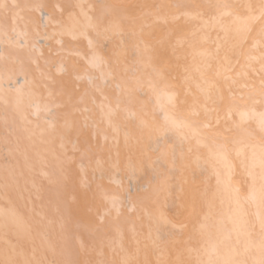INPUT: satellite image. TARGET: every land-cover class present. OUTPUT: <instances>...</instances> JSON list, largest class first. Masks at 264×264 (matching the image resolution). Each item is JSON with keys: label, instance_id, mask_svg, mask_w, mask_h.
Wrapping results in <instances>:
<instances>
[{"label": "snow or ice", "instance_id": "obj_1", "mask_svg": "<svg viewBox=\"0 0 264 264\" xmlns=\"http://www.w3.org/2000/svg\"><path fill=\"white\" fill-rule=\"evenodd\" d=\"M257 21L260 27L250 48L245 49V63L232 75L227 67L232 63L230 56L239 59L238 47ZM210 28L223 32L216 38L215 55L220 56L223 40L224 86L221 89L206 79L203 102L194 98L189 103L186 84L169 83L164 77L173 65L162 48L166 42L173 53L177 45L192 48V38ZM178 31L182 35L173 41ZM0 36L6 46L0 51L5 83L15 85L20 78V87L6 90L14 93L10 108L18 122L7 116L4 121L8 161L4 194L6 198L10 193L21 199L26 196L31 219L12 234L6 222L0 264H264V112L258 142L255 133L244 127L250 106H264V0L255 4L98 0L51 6L0 0ZM66 36L86 41L87 52L66 49ZM40 41L55 44V51L49 48L50 58L45 59ZM256 49L258 55H251ZM133 51L135 57L129 59ZM69 56L78 57L87 68L103 67L99 82H94L87 68L69 63ZM251 61L260 64L258 89L248 82L246 69ZM29 66L36 73L35 80ZM81 81H86L83 89ZM161 81L174 90L165 93L170 107L163 109L162 120L157 122L149 115L147 101H138V94L147 87L159 104L157 84ZM25 83L27 92L23 91ZM106 86L115 88V100L109 101L104 94ZM4 104L9 106L7 98ZM97 111L100 121L95 118ZM118 113H123L121 120L116 119ZM37 120L46 125L39 127L38 133L40 143L46 146L43 149H36L33 139ZM130 120L136 121L134 126ZM170 134L175 140L167 143ZM200 149H205L204 163L215 177L211 191L208 176L204 177V190L189 184L190 158L196 154L199 159ZM99 153L107 154V169ZM122 161L131 180L141 175L145 166L152 174V179L126 200L104 193L99 185L93 189L85 179L88 170L93 179L107 170L115 174ZM49 165L51 171L45 170ZM77 170L80 187L86 189L82 193L85 201L94 191L103 194L99 211L89 208L95 222H81L73 216ZM197 198L207 210L199 216L194 231L183 241L166 239L161 225L179 231L186 225L169 220L163 209L180 217ZM145 201L156 206L155 217L142 219L139 213L132 217ZM82 233L88 236V244L82 241ZM73 241L78 248L73 247ZM150 253L154 260L149 259Z\"/></svg>", "mask_w": 264, "mask_h": 264}, {"label": "bare ground", "instance_id": "obj_2", "mask_svg": "<svg viewBox=\"0 0 264 264\" xmlns=\"http://www.w3.org/2000/svg\"><path fill=\"white\" fill-rule=\"evenodd\" d=\"M20 3L29 2V3H43L51 6L52 4H61L66 5L69 3H96L98 0H19ZM114 3H131L136 2V0H111ZM151 2V0H150ZM156 2H168V0H156ZM174 2H185V0H174ZM186 2H191V0H186ZM199 3H226V4H244V3H257L258 0H196ZM51 11V7L48 9ZM243 14V13H242ZM227 19V18H225ZM183 23V21H181ZM191 26V25H189ZM260 27V22L257 21L250 25V32L248 35V39L239 45L238 51L240 53L239 59L235 55L230 56V60L232 63L227 65V67L231 68V74L234 75L237 71L240 70L241 64L245 63L244 54L245 49H249L252 43L253 36L257 33ZM182 35V32L178 31L174 34L172 40L174 41L176 36ZM218 36H223V32H219L218 29H208L202 32H198L193 40V47L189 48L187 44L177 45L175 48V53H173L172 49L168 47V43L166 42L162 48L163 54L169 58L170 63L173 65L170 69H166L164 72V77L168 80L169 83H180L183 81L186 84L189 95L185 97V99L191 103L192 100L198 99L203 102L204 100V92L202 91L206 87L205 80L211 79L215 81L221 89L224 86L223 74H224V60L223 50L226 48L224 41L221 40L220 44L222 46L220 56L215 55L216 48V38ZM64 47L73 52L86 53L87 52V42L84 40L72 41L69 37H64ZM131 43V41H129ZM39 45L41 47L42 52L44 53L45 59L50 58L49 56V48L53 51L56 50V46L52 41H40ZM6 46L3 43V37L0 36V51H4ZM105 53L107 52V46L103 50ZM211 53V55H209ZM259 49H256L251 52V55H258ZM178 55L180 59H175V56ZM135 57L134 51L131 52L129 59H133ZM53 60L59 61L58 57H51ZM69 63L76 62L79 69H85L87 66L80 61L76 56L68 57ZM154 64L158 65V61H154ZM251 67L246 69L248 74V82L252 83L258 89L259 82V61H251ZM40 67L44 70H49L45 65L41 64ZM30 74L33 79H36V73L29 66ZM252 69H256L254 73ZM51 71L55 72V65L51 66ZM88 74L94 77V82H99V76L101 72L105 71L103 67L97 68H87ZM220 73L218 76L217 73ZM173 77L175 79H173ZM17 84H12L11 82L5 83L4 80V62L0 61V251H2L4 245V235H5V224L7 222V231L9 234L14 233L18 228H23L31 223L29 207L27 203V197L21 199L15 193H10L8 197H5L3 182L5 176V164L8 162L5 156V146L3 144V135H4V121L6 116L12 117L17 120L18 117H15V114L11 112L10 105L14 98V93L7 92V89L20 87V78H17ZM80 87L83 89L86 86V81H81ZM110 83V82H109ZM29 88L28 84H23V91L27 92ZM157 89L160 92L159 96V104H157L156 97L152 94V92L145 87L138 94V101H147V108L150 117L154 118L157 122L162 120L164 115L163 109L169 108L167 102V96L165 93H170L174 89L170 87H165L163 81L157 84ZM43 90L41 89V94ZM104 94L108 97L109 101H113L116 98V91L114 87L106 86L104 89ZM8 100V107L4 104V99ZM98 103L99 101V97ZM258 99V97H257ZM123 106V105H122ZM136 106L134 105L133 108ZM250 118L245 123L244 127L249 131H253L255 133V139L257 142L260 140L258 125L261 119V113L264 112V106L259 103L253 104L250 106ZM255 113L251 115V113ZM203 116V114H201ZM98 121L101 120V116L99 111L96 112V117ZM123 118V113H118L116 119L121 120ZM235 114H233V119H235ZM38 127L34 130L37 135L33 137L36 141V149H43L46 147L45 145L40 143L39 127H46V125H42L40 121H35ZM129 123L131 125H135V120H130ZM102 126V124H101ZM31 127V126H29ZM89 139L91 138V133H88ZM175 140V135L170 134L166 138L167 143H172ZM22 143H27V141H23ZM96 143H99V137H97ZM31 155V153H30ZM206 157L205 149L199 150V159H197L196 154L190 158L191 164V172L187 173L189 184H195L200 190H204V177L208 176V190L211 191L212 185L215 183V177L211 174V169L208 167L206 163H204V159ZM99 158L102 162V165L105 169H107V154L99 153ZM21 165L23 164L22 159L20 160ZM51 163V162H50ZM132 163H135V157H133ZM45 170L51 171V166ZM27 176V173L25 174ZM85 179L91 184L92 188L95 189L96 185H99L100 188L103 189L104 193H107L110 196H118L122 199L126 200L129 194L135 195V193L139 192V190L147 183L150 179H152L151 171L145 166L144 172L139 175L135 180L129 179L127 174L123 170V161L121 163V170L112 173L111 170L105 171L104 175L101 176L99 173L96 174L95 179H93V173L88 170L86 171ZM238 179V178H234ZM113 180L121 181L122 184L114 183ZM74 182L75 187L72 192V195L75 197L74 201L71 203V208L73 212V216L75 219H79L81 222L86 221H96V216L89 212V208H92L99 211L100 206L104 204L103 194L99 191H94L90 197L85 201V198L82 196V193L86 190L85 188L80 187V174L78 170L74 173ZM47 187V186H46ZM124 188L126 191H122ZM187 189V186H186ZM131 190V192L127 191ZM243 191V188H242ZM207 209L204 207L202 202L197 198V201L190 209H188L185 213H183L180 217H175L173 212L169 211L168 208H164L163 211L169 220L175 223H182L186 225V228L183 231H179L173 229L170 225H161V233L165 235L166 239L169 240H180L183 241L184 238L192 233L195 229L199 221V216L205 212ZM125 215H127L126 209H123ZM139 213L142 219L154 218L156 215V206L151 201H145L143 206L137 208L135 212L131 214L132 217H135ZM147 214V215H146ZM82 241L85 244H88L89 238L86 234H81ZM196 241L192 242V246H196ZM73 247L78 248L79 246L73 241ZM169 249L171 251V244L169 245ZM149 259L154 260L155 255L153 253L149 254Z\"/></svg>", "mask_w": 264, "mask_h": 264}]
</instances>
